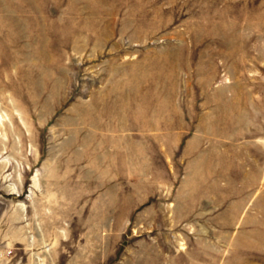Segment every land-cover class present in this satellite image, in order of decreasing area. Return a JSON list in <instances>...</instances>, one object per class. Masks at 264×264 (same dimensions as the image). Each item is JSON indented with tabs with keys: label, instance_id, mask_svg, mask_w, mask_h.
I'll use <instances>...</instances> for the list:
<instances>
[{
	"label": "rangeland",
	"instance_id": "1",
	"mask_svg": "<svg viewBox=\"0 0 264 264\" xmlns=\"http://www.w3.org/2000/svg\"><path fill=\"white\" fill-rule=\"evenodd\" d=\"M0 264H264V0H0Z\"/></svg>",
	"mask_w": 264,
	"mask_h": 264
}]
</instances>
